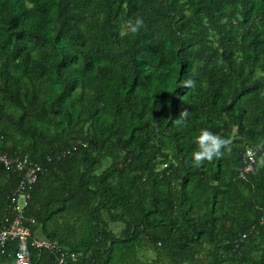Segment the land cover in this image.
<instances>
[{
  "label": "trees",
  "instance_id": "16d2710c",
  "mask_svg": "<svg viewBox=\"0 0 264 264\" xmlns=\"http://www.w3.org/2000/svg\"><path fill=\"white\" fill-rule=\"evenodd\" d=\"M257 65L264 0H0V153L41 166L25 214L59 248L31 264H264ZM201 129L230 150L194 167ZM19 179L0 165V220Z\"/></svg>",
  "mask_w": 264,
  "mask_h": 264
},
{
  "label": "built area",
  "instance_id": "2783aa9c",
  "mask_svg": "<svg viewBox=\"0 0 264 264\" xmlns=\"http://www.w3.org/2000/svg\"><path fill=\"white\" fill-rule=\"evenodd\" d=\"M248 150L249 148L246 150L247 162L242 173L253 168ZM0 165L6 170L13 169L20 174L15 189L9 195L7 210L0 220V254H6L8 242L15 241L17 247L13 253V264H31V248L59 249L55 241L41 237L37 231L36 234L32 233L30 225L34 223V219L25 214L30 197L29 190L37 181L42 169L39 164L32 163L27 157L11 158L5 153H0ZM62 263L63 255L59 259V264ZM0 264L7 262L2 260Z\"/></svg>",
  "mask_w": 264,
  "mask_h": 264
},
{
  "label": "clouds",
  "instance_id": "9594fccd",
  "mask_svg": "<svg viewBox=\"0 0 264 264\" xmlns=\"http://www.w3.org/2000/svg\"><path fill=\"white\" fill-rule=\"evenodd\" d=\"M128 30L132 33L138 32L139 28L143 26V19L136 18L135 20H128L125 22ZM256 79H264V68L257 65L254 71ZM187 87H194L193 81L183 82ZM189 117L187 109L180 112L179 117L173 122L176 125L184 124ZM195 143L197 145L196 150L191 153V160L194 167H199L205 162H211L214 159L222 158L224 150H230V140L214 133L208 129H201L199 134L195 137ZM249 156L252 158V164L254 165L253 172L264 169V142L256 143L250 146Z\"/></svg>",
  "mask_w": 264,
  "mask_h": 264
},
{
  "label": "rangeland",
  "instance_id": "374dc122",
  "mask_svg": "<svg viewBox=\"0 0 264 264\" xmlns=\"http://www.w3.org/2000/svg\"><path fill=\"white\" fill-rule=\"evenodd\" d=\"M140 256H141L142 259L147 260V261H149L151 263L156 261V256H155L154 252L152 250H150V249L143 250L141 252ZM156 264H158V263H156Z\"/></svg>",
  "mask_w": 264,
  "mask_h": 264
}]
</instances>
